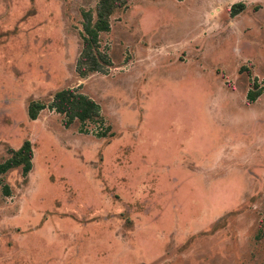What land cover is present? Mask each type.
Returning <instances> with one entry per match:
<instances>
[{"label": "rangeland", "instance_id": "obj_1", "mask_svg": "<svg viewBox=\"0 0 264 264\" xmlns=\"http://www.w3.org/2000/svg\"><path fill=\"white\" fill-rule=\"evenodd\" d=\"M98 1L0 0V163L34 150L0 183V264H264V93L247 103L264 0H133L101 35L110 66L83 78ZM68 88L111 136L49 109Z\"/></svg>", "mask_w": 264, "mask_h": 264}, {"label": "trees", "instance_id": "obj_2", "mask_svg": "<svg viewBox=\"0 0 264 264\" xmlns=\"http://www.w3.org/2000/svg\"><path fill=\"white\" fill-rule=\"evenodd\" d=\"M133 0H99L96 10L83 13V49L80 54L77 70L81 77L85 78L92 72H102L105 67L110 66L111 61L107 54L100 50V38L104 33L110 32L111 18L120 10L128 8ZM183 1V0H177ZM246 9L245 4H235L230 11L232 18L236 17ZM264 93V88L255 81L252 89L247 95V103L254 104ZM49 109L64 117V125L70 127L73 123L79 122L81 131L88 133V124H94L99 128L96 137L106 138L111 136V127L106 126L102 116L100 105L89 96L80 93L76 89H63L58 91ZM46 106L40 102H32L28 108V116L32 121L38 119L39 114ZM10 157L0 163V183H4L3 176L16 169H21L22 175L27 177L33 169L34 150L30 141L18 150H11ZM5 196L11 194L8 184L3 185Z\"/></svg>", "mask_w": 264, "mask_h": 264}]
</instances>
